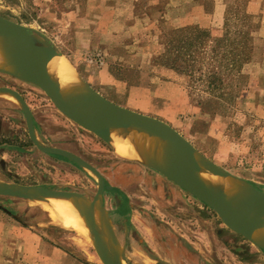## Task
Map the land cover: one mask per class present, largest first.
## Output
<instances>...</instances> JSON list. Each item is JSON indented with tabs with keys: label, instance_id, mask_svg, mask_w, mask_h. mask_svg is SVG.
I'll return each mask as SVG.
<instances>
[{
	"label": "rangeland",
	"instance_id": "obj_1",
	"mask_svg": "<svg viewBox=\"0 0 264 264\" xmlns=\"http://www.w3.org/2000/svg\"><path fill=\"white\" fill-rule=\"evenodd\" d=\"M0 16L32 29L39 42L46 40L100 96L167 123L208 161L264 193V0H0ZM187 28L207 31L213 39L228 36L237 49L235 70L232 57L216 55L223 49L213 39L191 48L171 40V33ZM214 73L222 86L212 91ZM0 87L25 99L41 145L80 157L108 185L129 190L141 222L120 225L110 218L127 264H264V251L227 228L213 209L155 170L118 156L112 144L62 114L44 91L4 75ZM128 100L141 108L126 106ZM158 180L165 185L161 194L151 186ZM0 182L90 201L99 187L90 171L38 150L20 104L4 93ZM6 221L18 223L8 225L10 235L20 228L42 235L50 264L102 263L80 226H57L36 202L0 196V237ZM167 241L172 250L155 253ZM33 245L22 248L31 251Z\"/></svg>",
	"mask_w": 264,
	"mask_h": 264
},
{
	"label": "water",
	"instance_id": "obj_2",
	"mask_svg": "<svg viewBox=\"0 0 264 264\" xmlns=\"http://www.w3.org/2000/svg\"><path fill=\"white\" fill-rule=\"evenodd\" d=\"M6 33L11 36V43L17 61L28 79H22L15 75L11 76L44 91L62 114L105 143L112 144L124 132L130 129H139L150 136L159 138L164 144L177 146L180 156V179L171 178L154 168H149L155 170L192 197L213 209L227 228L264 251V193L257 190L248 182L259 194V201L245 215L240 217L235 216L228 205L214 193L209 184L207 165L214 164L208 161L201 152L172 126L156 118L118 106L98 93L99 102L96 104L88 107L76 106L72 99L60 88L54 77L52 64L60 56L58 51L49 45L46 40L43 43L39 42L33 35L35 32L32 29L0 16V35ZM0 93L12 96L20 104L25 116L29 137L38 150L44 154L68 159L97 177L99 184L98 191L91 201L90 210L85 217V223L90 231L97 254L104 264H123L120 260L110 258L105 249L103 237L96 224L98 206H104V192L106 189L111 190V187L106 184L105 179L96 168L80 157L65 150L41 145L35 133L33 114L24 98L10 88H0ZM214 166L226 172L222 168ZM228 174L235 176L230 173ZM67 194L69 192L16 186L6 183L0 188V196L31 202L34 200L42 201L48 198H61ZM109 221L111 222L110 219Z\"/></svg>",
	"mask_w": 264,
	"mask_h": 264
},
{
	"label": "bare ground",
	"instance_id": "obj_3",
	"mask_svg": "<svg viewBox=\"0 0 264 264\" xmlns=\"http://www.w3.org/2000/svg\"><path fill=\"white\" fill-rule=\"evenodd\" d=\"M52 70L60 88L76 106L88 107L99 102L98 94L77 74L65 57L60 55L56 58ZM0 75H15L28 79L17 61L8 33L0 35ZM112 146L115 153L123 159L154 168L174 179L181 178L179 148L175 145L164 144L159 138L150 136L142 130L130 129L113 141ZM207 170L209 184L214 193L228 205L235 216L245 215L259 201V194L246 180L231 176L212 164L207 165ZM3 184L0 182V188ZM35 202L45 209L57 226L63 229H75L80 226L93 243L85 223L91 205V201L86 197L69 193L61 198L32 201ZM96 224L110 258L127 264L125 249L114 233L104 206H98ZM98 258L99 262L104 264L102 259Z\"/></svg>",
	"mask_w": 264,
	"mask_h": 264
},
{
	"label": "crops",
	"instance_id": "obj_4",
	"mask_svg": "<svg viewBox=\"0 0 264 264\" xmlns=\"http://www.w3.org/2000/svg\"><path fill=\"white\" fill-rule=\"evenodd\" d=\"M121 106H124V105H121ZM126 106H130L133 109L135 108L134 110H136V108H141L139 104H136L135 102H132L131 100H128ZM165 121L169 122L168 118H166ZM154 183L156 184L151 185L153 187V191L157 193H160L162 191L163 193L164 188H165L164 183L161 182L160 180ZM113 187L116 188L118 192H120V194L123 192V195H125L127 199L129 200H126L127 202V205H126L122 203L123 197L121 195L120 196L117 195V193H115L114 191L110 192V194H108L106 197L107 207H105L106 211L108 212L109 219L111 218L110 215H114L116 218L113 216L115 218L113 221L116 222V224H120V225L126 224V223L128 224L129 222L134 224L135 221L141 222V219L135 213L137 212V209L135 208H138V207L134 206L135 204H133L132 202L131 193L128 192L129 190H127L126 186L125 185L120 186V185L113 184ZM122 206L123 208L121 209ZM5 223L7 224L5 226L7 230L5 229L6 231L4 233L5 235L0 237V264H50L47 262V260H45L44 249H43L45 245V240L42 235L32 232L30 230L22 229V228H20L18 233L10 235L8 232V225L12 227H16L15 225H18V223L14 222L16 224H13V223H8L7 221L3 222V224ZM166 235H167V232H166ZM169 235L170 237L172 236L171 233ZM165 237L167 238V236ZM29 242H32L34 244L32 246V250L25 251V248H22V246L26 245V243L29 244ZM167 247L171 249L173 248V244L171 245L170 242L167 241L165 242L163 247L161 245H158V246L156 245L155 247L156 250L154 251H156L155 253L157 254L159 253L166 254L168 252ZM185 255L189 259H194V257H198V255L195 253L193 254L186 253Z\"/></svg>",
	"mask_w": 264,
	"mask_h": 264
},
{
	"label": "trees",
	"instance_id": "obj_5",
	"mask_svg": "<svg viewBox=\"0 0 264 264\" xmlns=\"http://www.w3.org/2000/svg\"><path fill=\"white\" fill-rule=\"evenodd\" d=\"M171 36H174L171 38L172 41H174L175 39L180 40L181 42H183V44L187 43L188 47L191 48L192 47V43L194 42H199V46H202L207 40H212L213 37L211 36V34L207 31H203V30H199L196 28H187V29H181V30H177L173 33H171ZM230 38L228 36H224L222 38H215L213 39L214 43L217 45V47H219V49H223L221 50V52L216 53V55L218 57H222L229 60V58H231V61H234V65L231 66L232 69L235 70V66L237 64V58H238V54H237V49L234 50V48L231 46L230 42ZM223 44V45H222ZM222 46L225 48H222ZM214 52H216V50H214ZM222 53V54H221ZM217 57V58H218ZM221 60V58H220ZM210 88H212L213 90H218L219 89V85L222 86V80L219 78V75H217L216 73H214L212 76H210Z\"/></svg>",
	"mask_w": 264,
	"mask_h": 264
},
{
	"label": "flooded vegetation",
	"instance_id": "obj_6",
	"mask_svg": "<svg viewBox=\"0 0 264 264\" xmlns=\"http://www.w3.org/2000/svg\"><path fill=\"white\" fill-rule=\"evenodd\" d=\"M0 88H8V87H0ZM10 89H11V88H10ZM12 90H13V89H12ZM16 92H17V91H16ZM18 93H19V92H18ZM19 94H20V93H19ZM20 95H21V94H20ZM21 96H22V95H21ZM24 100H25V99H24ZM26 103H27V102H26ZM33 117H34V116H33ZM34 122H35V121H34ZM89 164H90V163H89ZM90 165H91V164H90ZM103 178H104V177H103ZM105 182H106V180H105ZM106 184H107V182H106ZM107 185H108V184H107ZM115 185H116V184H115ZM108 186H111V187H112V188H111L112 191H109V190L107 191V189H106V190H105L106 193L104 192L103 199L105 200L104 205L106 204V207H107L106 197H107L108 194H110V192H113V191H114V192L117 193V195H119V196H120V195L122 196V194H123V192L120 194V192H118V190H117L116 188H114L112 184H110V185H108ZM106 194H107V195H106ZM122 208H123V206L121 207V209H122ZM113 216H114V215H110V217H111L112 220H114V217H113Z\"/></svg>",
	"mask_w": 264,
	"mask_h": 264
}]
</instances>
